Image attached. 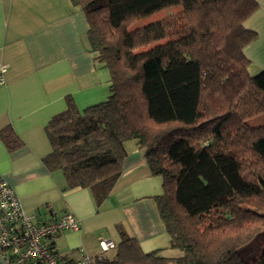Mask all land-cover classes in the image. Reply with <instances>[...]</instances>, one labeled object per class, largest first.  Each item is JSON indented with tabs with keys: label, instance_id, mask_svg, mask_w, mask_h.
Instances as JSON below:
<instances>
[{
	"label": "trees",
	"instance_id": "trees-1",
	"mask_svg": "<svg viewBox=\"0 0 264 264\" xmlns=\"http://www.w3.org/2000/svg\"><path fill=\"white\" fill-rule=\"evenodd\" d=\"M86 15L97 61L110 72V95L80 110L67 107L45 127L52 150L43 157L68 189L107 198L135 141L150 171L162 177L154 196L170 246L165 257L144 252L116 225L113 257L94 264H264L244 249L264 230V69L250 72L245 47L258 34L245 21L257 0H72ZM182 6L183 24L140 19ZM150 46L155 42L163 41ZM10 150L22 142L0 131Z\"/></svg>",
	"mask_w": 264,
	"mask_h": 264
},
{
	"label": "crops",
	"instance_id": "crops-1",
	"mask_svg": "<svg viewBox=\"0 0 264 264\" xmlns=\"http://www.w3.org/2000/svg\"><path fill=\"white\" fill-rule=\"evenodd\" d=\"M245 21L258 37L244 51L250 72L264 69V0ZM84 11L72 0H0V63L8 65L0 84V131L12 129L22 142L8 149L0 137V175L16 190L27 214L47 221L70 211L77 230H65L54 247L62 256L78 257L81 249L113 257L100 241H121L116 225L134 237L144 252L168 255L170 236L154 196L163 192L162 177L153 175L135 142L127 141L122 172L109 195L96 203L91 188L68 189L61 171L50 172L43 157L52 150L45 127L67 107L70 95L80 110L110 95V72L97 61Z\"/></svg>",
	"mask_w": 264,
	"mask_h": 264
},
{
	"label": "built area",
	"instance_id": "built-area-1",
	"mask_svg": "<svg viewBox=\"0 0 264 264\" xmlns=\"http://www.w3.org/2000/svg\"><path fill=\"white\" fill-rule=\"evenodd\" d=\"M8 65L0 63V84ZM78 218L70 211L37 221L26 213L14 187L0 175V255L9 264H94L95 256L81 249L78 257L60 255L54 240L65 230H77ZM103 251L116 247L110 238L100 241Z\"/></svg>",
	"mask_w": 264,
	"mask_h": 264
},
{
	"label": "rangeland",
	"instance_id": "rangeland-1",
	"mask_svg": "<svg viewBox=\"0 0 264 264\" xmlns=\"http://www.w3.org/2000/svg\"><path fill=\"white\" fill-rule=\"evenodd\" d=\"M181 14H182V6L178 5V6H174L171 7L169 9L166 10H161L158 11L152 15L140 18L133 26L132 28H135L137 26H142V25H146L148 23L151 22H155V21H164L166 23H172L173 27H179L180 24H183V20L181 18ZM166 39H164L163 41H159V42H155L150 46H155L156 44L160 43V42H164ZM249 124L253 125V126H257V125H262L264 124V114L256 116L254 118H251L248 120ZM130 142H135L133 140H130ZM264 246V230L262 231V233L260 235H258L256 238H254L252 240V242L246 246V248L244 249V255L246 256H258L261 253V249L260 247ZM168 255H173V256H181L183 255V251L181 249L178 248H173V250H169V253H167Z\"/></svg>",
	"mask_w": 264,
	"mask_h": 264
},
{
	"label": "water",
	"instance_id": "water-1",
	"mask_svg": "<svg viewBox=\"0 0 264 264\" xmlns=\"http://www.w3.org/2000/svg\"><path fill=\"white\" fill-rule=\"evenodd\" d=\"M0 264H9V263H7L0 255Z\"/></svg>",
	"mask_w": 264,
	"mask_h": 264
}]
</instances>
